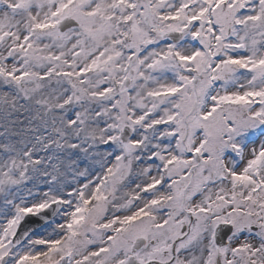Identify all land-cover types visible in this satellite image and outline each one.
<instances>
[{"label": "snow or ice", "instance_id": "1", "mask_svg": "<svg viewBox=\"0 0 264 264\" xmlns=\"http://www.w3.org/2000/svg\"><path fill=\"white\" fill-rule=\"evenodd\" d=\"M0 264H264V0H0Z\"/></svg>", "mask_w": 264, "mask_h": 264}]
</instances>
